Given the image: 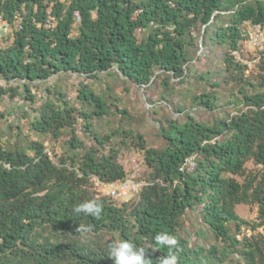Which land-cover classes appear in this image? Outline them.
I'll return each mask as SVG.
<instances>
[{"label":"trees","instance_id":"1","mask_svg":"<svg viewBox=\"0 0 264 264\" xmlns=\"http://www.w3.org/2000/svg\"><path fill=\"white\" fill-rule=\"evenodd\" d=\"M49 16L53 26L45 24ZM0 17L12 26L11 39L0 40V76L8 84L21 83L32 106L31 85L73 73L94 79L113 66L137 86L159 79L169 89L191 76L209 82L212 90L192 95L195 105L209 111L221 108L216 88L235 83L238 95L229 103L242 104L211 124L191 112L182 121L168 120L161 125V149L146 147L138 135L135 145L148 183L116 205L87 187L90 175L113 181L125 174L120 146L101 150L110 137L100 136L90 121L109 114L106 101L82 84L78 98L84 107L78 110L63 91L46 85L48 96L34 107L32 128L54 137L71 128L69 144L77 149L82 141L72 127L82 118L95 146L80 161L75 156L55 163L39 141L8 149L0 144V264H114L110 246L121 239L148 249L151 264H160L169 251L177 264H264V236L244 232L264 226V81L248 82L247 65L233 54L244 40L245 21L264 24V0H0ZM195 44L216 65L190 75ZM259 64L264 71V54ZM16 90L0 87L10 96ZM192 154L195 168L180 172L179 165ZM249 160L262 172L240 183L233 176L242 174ZM93 199L102 204L98 218L75 211ZM239 203L256 206V222L236 213ZM189 212L201 226L185 236ZM85 229L113 232L117 240L101 247L43 234L69 237ZM160 233L174 236L176 246L159 245L155 237Z\"/></svg>","mask_w":264,"mask_h":264},{"label":"rangeland","instance_id":"2","mask_svg":"<svg viewBox=\"0 0 264 264\" xmlns=\"http://www.w3.org/2000/svg\"><path fill=\"white\" fill-rule=\"evenodd\" d=\"M246 25L243 24L244 29ZM12 26L5 22H0V40L11 39ZM139 38L144 36V31L138 33ZM191 52L195 53L193 66L190 75L196 72L206 71L208 66H215L216 61H212L210 57L201 56L200 53L208 52L203 47L195 44L191 46ZM264 54V42L255 46L250 41L244 40L240 42L237 55L244 61L247 68L244 70V77L248 82L257 84L264 81V71L259 64L260 55ZM158 73V71L156 72ZM175 79L170 80L173 84ZM82 84H87L96 94L100 95L109 107V114L103 117H95L90 120L95 130L100 136L109 135V139L104 141L100 149H107L109 145L120 146V161L129 155H142V152L136 148L138 135H142L145 146L155 149H161L165 145V140L161 135V125H166L170 119L182 121L185 119L186 112L197 120L206 123H213L215 117L231 116L237 112L238 107L242 108V104L229 103L238 94L236 92V84H224L219 90V109L209 111L205 108L198 107L193 103L192 95L205 92L211 89L209 82L204 80L189 78L184 84H174L169 89L164 88L162 82L157 79L150 86H137L129 81L115 66L105 72L98 74L97 78L89 79L85 76L77 74H63L48 79L47 83H38L31 85L32 93L36 97V102L32 104L24 100V93L21 83L8 84L0 76V87L7 89L10 86H17L16 94L10 96L7 92L0 93V113L4 115L0 118V144L4 148H12L14 146H24L32 141L43 143L49 151L51 159L57 163L60 158L70 160L76 156V161L84 154L85 150L90 146H95L89 132L85 128V120L77 118L74 121V133L77 138L82 141V147L73 149L69 144L71 136V128H64L57 137L51 134H42L35 131L31 122L35 117L34 107H38L46 98V85H50L56 90H61L66 94V99L76 109H83L81 100L78 98V90ZM165 96H162L164 95ZM54 100L52 95H49ZM241 96H239L240 99ZM31 104V106H29ZM237 106V107H236ZM177 107H186L183 113L177 112ZM243 109H245L243 107ZM239 110V109H238ZM119 111H124L121 114ZM76 113V112H75ZM125 131V133H122ZM115 133V134H114ZM31 153V152H30ZM244 172L233 177L240 183L250 180L254 175L260 176L262 170L259 165L254 164L251 160L244 165ZM89 191L97 194L96 190L87 182ZM119 205V200L112 201ZM236 213L250 223L256 222L257 208L253 204L239 203L234 206ZM201 224L197 219V215L191 212L184 217V228L182 233L190 236L195 229ZM244 229V228H243ZM247 234L258 237L259 234L264 236V226H260L255 230H244ZM44 237L50 240H77L82 243H93L101 247L110 245V242L117 240V236L110 231L103 230L97 233L85 229L77 236H63L50 233L48 230L43 232ZM195 237V236H194ZM209 240L212 239L209 237Z\"/></svg>","mask_w":264,"mask_h":264},{"label":"built area","instance_id":"3","mask_svg":"<svg viewBox=\"0 0 264 264\" xmlns=\"http://www.w3.org/2000/svg\"><path fill=\"white\" fill-rule=\"evenodd\" d=\"M79 18V17H77ZM0 22H5L0 17ZM46 26L54 25V18L48 17ZM246 27L243 29V35L246 40L253 45L258 46L264 42V24L251 23L245 21ZM237 60L244 62L238 55L237 50L233 51ZM49 153V151L45 148ZM124 169V176L113 181H107L97 175H90L89 181L97 192V195L106 196L108 198L126 201L133 196H136L139 191L145 186L148 181L144 178L145 161L142 155H129L121 160ZM196 166V154H192L184 158L179 165L180 172H191ZM240 237V236H238Z\"/></svg>","mask_w":264,"mask_h":264},{"label":"clouds","instance_id":"4","mask_svg":"<svg viewBox=\"0 0 264 264\" xmlns=\"http://www.w3.org/2000/svg\"><path fill=\"white\" fill-rule=\"evenodd\" d=\"M75 211L98 218L102 212V204L95 199L85 201L79 204ZM155 239L159 245L167 246L169 249L174 248L177 244L176 238L166 233L157 234ZM147 253L148 249L137 248L130 241L122 239L114 242L109 250V256L114 264H151V258ZM159 260L160 264H177V257L171 251L167 256H161Z\"/></svg>","mask_w":264,"mask_h":264}]
</instances>
